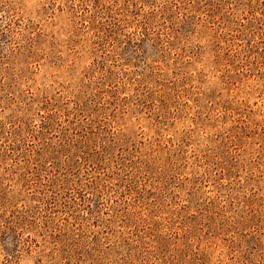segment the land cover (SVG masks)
Returning <instances> with one entry per match:
<instances>
[{
    "label": "rangeland",
    "instance_id": "rangeland-1",
    "mask_svg": "<svg viewBox=\"0 0 264 264\" xmlns=\"http://www.w3.org/2000/svg\"><path fill=\"white\" fill-rule=\"evenodd\" d=\"M0 264H264V0H0Z\"/></svg>",
    "mask_w": 264,
    "mask_h": 264
}]
</instances>
